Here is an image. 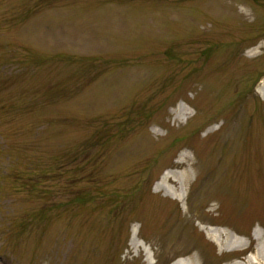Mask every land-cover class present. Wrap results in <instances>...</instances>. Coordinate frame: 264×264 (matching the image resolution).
Masks as SVG:
<instances>
[{
	"label": "rangeland",
	"instance_id": "obj_1",
	"mask_svg": "<svg viewBox=\"0 0 264 264\" xmlns=\"http://www.w3.org/2000/svg\"><path fill=\"white\" fill-rule=\"evenodd\" d=\"M256 229L264 0H0V264H232Z\"/></svg>",
	"mask_w": 264,
	"mask_h": 264
},
{
	"label": "bare ground",
	"instance_id": "obj_2",
	"mask_svg": "<svg viewBox=\"0 0 264 264\" xmlns=\"http://www.w3.org/2000/svg\"><path fill=\"white\" fill-rule=\"evenodd\" d=\"M180 108V109H179ZM176 111L175 119L187 118L188 111L179 107ZM195 162L189 159H180L173 167L180 168L178 171H167L163 174L161 180L156 185V190L163 191L164 194L181 199L184 195L186 187L190 184L193 176V168ZM208 235L217 244L220 250H238L245 248V241H242L235 233L220 227L209 228ZM138 230L136 227L132 228L131 245L139 248L143 243L137 238ZM256 238H263L264 233L259 229L254 232ZM239 244V245H237ZM145 246V245H143ZM146 247V246H145ZM147 249V248H146ZM188 251V250H187ZM182 252V253H186ZM197 254L192 252L185 258H180L172 264H197ZM232 264H264V240L259 244L253 256H248L244 261H233Z\"/></svg>",
	"mask_w": 264,
	"mask_h": 264
}]
</instances>
